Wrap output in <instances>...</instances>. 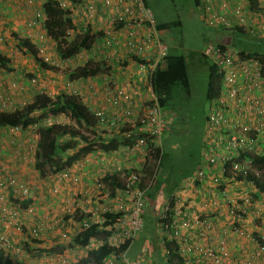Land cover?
Segmentation results:
<instances>
[{
  "label": "built area",
  "instance_id": "obj_1",
  "mask_svg": "<svg viewBox=\"0 0 264 264\" xmlns=\"http://www.w3.org/2000/svg\"><path fill=\"white\" fill-rule=\"evenodd\" d=\"M229 2L198 0L199 13L205 25L220 28L240 27L245 21V15L251 17L258 14L257 9L251 7L253 4L264 5V0H249L241 7L239 4L236 5L235 1V5L228 10L232 16L226 18L219 10L220 7L228 8ZM79 5L85 8V24H80L81 27L78 26L79 28L75 30L67 29L65 37L71 40L74 34H82L87 29H90L94 36L97 31L102 34L99 42H94L88 50L72 57L82 59L83 64L92 60L103 69L100 75L103 91L106 102L112 108L107 109L103 106L93 108L83 102L95 119L98 135L110 134L115 138L118 134L120 146L140 150L145 157L149 153H160L162 136L169 129V121L154 102L153 94L149 101L137 102L128 91L115 85V79L110 74L112 61L117 62L121 70H124L127 60L133 61L140 72L146 73V82L150 83L151 72L156 67H165L168 49L161 40L151 11L143 0H101L98 5L87 2H81ZM59 6L69 10L68 3H64L63 0L59 1ZM30 25H36V21H31ZM37 39L39 40L37 55L43 61L50 62L44 44L45 33H38ZM118 43L123 44L125 48L123 52L118 49ZM84 53L88 58L83 57ZM202 56L208 59L214 74L219 78V92L211 99L205 117L201 160L195 173L188 181L182 183L179 189L163 187L157 192L160 196L163 195L160 206L157 207L159 242L165 248L166 256L169 258L175 256L181 264H262L260 262L262 258L264 259V242L252 236L248 226L242 225L241 220L250 212L255 214L259 223L257 225L264 224V188L261 189L253 180L264 181V161L260 165L253 162L256 158L264 159V56L243 55L233 46L213 42L205 44ZM66 61H71V58ZM31 82H34V79H31ZM66 86L68 93L81 98V92L77 88L70 86V83ZM25 103L26 101H21L15 105L0 95V111H14ZM5 130L14 134L20 128L6 126ZM111 172L116 173L121 181V187L114 190L118 194L115 209L111 211L104 205L100 206V209L95 207L93 215L98 214L97 217L82 218L68 234L63 233L62 237H67L69 244L72 237L83 229L91 224L101 225L105 221L104 214L113 212L117 216L103 227L108 231L106 240L98 236L91 237L86 248L92 250L106 243L111 251L103 264H147L146 247L132 258L127 257L125 251L142 227L149 190L155 187L154 175L145 174L143 168L120 164ZM2 173L3 171L0 172V189L12 190L17 210L25 215L32 214L33 206L29 204L21 206L19 203L29 198L27 185L14 176L3 177ZM58 173L61 180H66L70 175L68 169ZM71 179L77 180L76 177ZM235 180L251 188V191L250 189L239 191L241 192L239 204L226 190L227 184ZM95 183L103 192L104 198H109L110 189L103 179L98 178ZM206 184L211 188L210 195L200 199L199 210L190 214L189 200L179 197L180 189L190 188L197 194ZM254 191L260 197L259 207H255ZM70 202L73 203L74 199ZM1 209V212L5 211L4 207ZM221 209L232 218V224L229 226L231 231L239 236L246 235L254 241H250L254 246L246 255L231 253L221 241L211 245L200 242L214 238L212 230L219 222L217 212ZM55 225L63 227V222L37 223L29 227L26 234L32 238H44ZM192 227L198 230L196 239L189 233ZM16 228L20 231L23 229L20 224ZM126 242L129 243L128 247L116 255L114 251ZM0 246L8 247L4 245L2 238ZM11 251L15 257L20 254L19 248Z\"/></svg>",
  "mask_w": 264,
  "mask_h": 264
},
{
  "label": "crops",
  "instance_id": "obj_2",
  "mask_svg": "<svg viewBox=\"0 0 264 264\" xmlns=\"http://www.w3.org/2000/svg\"><path fill=\"white\" fill-rule=\"evenodd\" d=\"M44 1L45 0H0V54L10 59V71L0 69V95L3 99L12 101L13 104H17L21 101H31V99L37 92L34 90L33 84L30 83L31 79H34L36 82L37 80L33 76H31L30 78L26 77V74H35L36 76L41 78L43 76L48 77L44 79H47L48 82H51L54 81L53 78H56L54 76H57V72L60 71L59 70L54 72L52 70L47 71L41 69L28 53L21 51L18 48L17 41L15 39V36L26 38L32 44H34L36 48V43L39 42V40L36 39L37 34L45 33V36L47 35L42 24L45 19L44 12L42 10V4L44 3ZM229 1L230 2L228 8L223 9L220 7L219 10L221 14L226 15V18L232 16L230 15L228 10L235 5V1H237L236 5L239 4V6L245 5V3L247 4L249 2V0ZM63 2L68 3V8L69 10H71V16L72 18H75V22L79 26L80 24H85V8L82 5H79V3L87 2L98 5L100 4L101 0H77L75 3H72L70 0H63ZM197 4L198 3L196 2L195 5L197 6ZM251 7L257 9V15H252L251 17L250 15H245V21L242 25H240V27L230 26L229 28L223 29H220V27H214L216 30L218 29V31L215 32V35L211 38V40L217 41V43L219 42L223 46H226V44H231L232 40L236 38L235 35L241 36L246 35L247 33L250 35L254 34L259 39L264 38V12L262 11L264 5L257 3V6L253 4V6ZM33 20L36 21V25L34 26L30 25V22ZM162 30L163 29H160L159 32H161ZM45 42L46 43L44 44L47 45L46 54L49 58H51L50 61L52 62L51 64H53L55 63V61L53 60H56L55 58L52 59L53 57L51 56L54 42L51 39L48 41L46 40V38ZM230 46H232V44ZM118 47L121 52L125 50L122 43H118ZM18 51L20 54H28L27 57H30V59H26L25 61L27 62L23 63L20 61V58H13L14 56H16ZM239 51L245 54L244 51ZM57 59H59V56ZM75 61H77L78 65H80L82 59L80 60L75 57L71 58V61L69 62L61 61V65L58 62H56L55 64H58L59 67L62 68L67 63H74ZM135 65L136 64L133 61L127 60L125 62L124 70H121L118 68L117 62L112 61L110 74L113 75L115 79V85L128 91L133 96V98L136 99L137 102L149 101L152 98L150 83L146 82V73L140 72L137 68V65ZM95 76L99 81H96L94 76L92 77L93 82L89 79L88 81L81 80V83L84 82L88 86V82L90 81V89H92V91H89L85 86L83 87V89H78L81 92V100L82 102L89 104L93 108L103 106L104 108L110 109L112 107L106 102V95L103 91L101 77L100 75ZM13 78H16L17 80H14ZM60 83V91L57 92V95L62 92L68 93L67 86H64L62 84V80ZM69 83L70 86L74 87L73 81H70ZM43 84V92L49 95V92L45 91L46 80H44ZM20 93L22 95L18 97ZM50 116L51 115L48 116L49 118L47 120H50ZM52 120L56 121L54 118H52ZM63 120L64 122H66L64 118ZM27 127L31 128L32 125H29ZM5 129L6 127L0 128V172L3 171V177L6 175L14 176L17 179L22 180L27 185L29 189L30 200L28 204L33 206L34 208L32 214H22L20 210H17V206L14 204L15 199L13 197L12 190L6 188L0 189V239L2 238L4 240V245L8 246H4L5 248L11 250L19 248V256H17L16 258L15 256H13L12 258L14 264H31L29 261L25 260L27 256L30 257L31 261L33 262L32 264H64L65 262H67L65 258L67 250L73 253L74 251L78 253L77 249L79 248L84 247L85 249H87V243L85 244V246H79L77 244L76 246L71 247L74 250L70 249V247L66 246L69 239L67 237H62V234H68L69 230L73 226L77 225V222L79 220L85 218L86 216L90 218L97 217L98 214L93 215V210L95 207L100 209L101 205H99V203L101 200L102 203H106L104 204V206L111 209V211L115 209L118 194L114 192V195H110L109 198H104L103 192L96 186V179L103 178L107 173H112V169L119 164L133 168H143L144 171L145 169H147L148 172L146 173L151 175L153 174L155 178L154 170L157 163L159 162L158 156L161 154V152L153 154L149 153L147 154L148 156L145 157L143 155V152H140V150L129 149L120 146V144L116 149L113 150L102 151L101 149H96L80 158L79 160L75 161L68 168L70 175L66 180H61L59 178V173L48 176L46 175L48 180H52L54 182L52 183L54 184V186L50 189H47L48 187H46V190L44 192L42 190V187L40 186V179H35L34 183L36 185L34 186V189L36 190H34L33 194L31 195L32 186L27 182H30V178H32V174L30 171L35 172L33 163L34 152L37 148V145H33V141L30 135H24L25 129H22V131L19 130L20 132L18 131L14 134L6 131ZM102 136L106 139L105 141H119L120 138L118 134L115 138H112L110 134H102ZM73 177H76L77 180L73 181L71 179ZM177 183V181H172L170 185L163 186L155 184L152 192L148 195L146 205L150 207L151 211H153L156 230L158 226L157 207L160 206L163 196H160L157 192H159V189L163 187L166 189H179L182 182L178 184ZM210 189L211 188L209 187V184L203 186L200 190V193L197 194L195 191H191L190 188L180 189L179 197L181 199L188 198L191 208L189 212H191L190 214H193L199 210L200 199L210 195ZM244 189H250L251 191V188L249 186L245 185L242 182H239V180L231 181V183L227 184L226 186V190L235 197L238 204L239 193L241 195V192L239 191H242ZM74 195L77 196V198H75ZM253 196L256 199L254 201L255 207H259V204H261V202H259V195L254 191ZM91 197L95 200L96 198L99 199V202L92 200ZM87 198H90L91 202H95L91 204V202H89ZM71 199H74L73 203L70 202ZM80 199H83V201ZM2 207H4V212H1ZM217 213L219 215V222L212 230L214 238H212V240H201L200 242L202 244L210 243L211 245L221 241L231 253L237 252L241 254V256L246 255L248 251H250L254 246L253 243H251L254 241H251L246 237V235L245 237L239 236L235 234L236 232H233L229 229L230 224H232V218H230V216L224 209L218 210ZM53 221L63 222V227H61L60 225H55L48 231L47 235L44 238H32L31 236H28L26 234L27 229L37 223L45 224ZM241 221L242 225L248 226V231L252 233V236L257 239L259 238L264 242V224L257 225L259 223L255 218V214L248 212L244 215ZM19 224L23 227L22 231L16 228ZM194 229V227L189 229V233L191 234L193 239H196V233L198 230ZM157 243V246H161L162 256L166 258L167 262H169L168 259H172L171 262H174L176 264V260L179 259L175 256L174 258H169L168 256H166L165 248L163 247V245H161L159 241ZM25 244L28 248L25 246ZM62 246H65V248L62 249V251L60 250L61 253L49 252V254H47L46 252V250L49 248H58ZM144 247L147 248L146 243L143 245V248ZM154 249L155 247H153V250ZM54 260L56 262H53ZM260 263L264 264L263 258Z\"/></svg>",
  "mask_w": 264,
  "mask_h": 264
},
{
  "label": "trees",
  "instance_id": "obj_3",
  "mask_svg": "<svg viewBox=\"0 0 264 264\" xmlns=\"http://www.w3.org/2000/svg\"><path fill=\"white\" fill-rule=\"evenodd\" d=\"M75 3L77 0H70ZM197 1L194 0V3ZM44 12V29L49 37L55 42V47L60 59H67L77 54L81 49L88 50L94 41V36L90 29H87L83 34L75 35L70 41L66 42L64 38L65 29L72 26V20L68 17L67 12L61 9L57 0H45L42 4ZM264 12V8L262 10ZM177 25V23H174ZM169 27L166 23L156 24L158 30ZM223 29V28H220ZM17 46L21 51L28 53L32 59L39 65L41 69L59 71L58 67L43 61L37 55L36 48L26 38L16 37ZM222 45V44H221ZM241 54H244L241 52ZM245 55L264 54L246 53ZM10 59L0 54V69L10 71ZM164 68L156 67L150 75V87L154 96V102L162 109L165 117L169 121V127L173 120L169 116L173 113L172 100L174 92L181 88L185 93H189L190 81L187 73L185 59L182 55L172 54L168 51V56L165 61ZM95 62L89 60L83 66L75 67L71 72L67 73L70 80L78 78H87L96 75L99 72ZM207 96L212 99L219 92V78L214 74V70L209 66ZM216 86V88H215ZM174 106V104H173ZM63 115L69 119V123L51 122L43 124L42 120L49 115ZM38 124L40 138L37 142V148L34 152L33 167L40 176L53 175L70 167L75 161L84 157L88 153L101 149L108 151L116 149L120 142L116 140L105 141L102 135H98L95 128V119L87 110L85 104L82 103L79 97L69 93L62 92L54 98L43 91L36 93L31 101L26 102L21 108L14 111H0V128L5 126L18 127L25 129L29 125ZM159 158V156H158ZM264 159H255L253 162L260 165ZM148 172L145 169V174ZM252 177V176H251ZM254 182L264 188V181L253 179ZM110 195H114V190L121 187V181L116 173H107L103 177ZM153 189L149 190V194ZM29 199L23 200L21 206H26ZM116 213L107 212L104 214L105 221L101 224H91L88 228L83 229L75 237H72L71 242L66 245L72 246L78 244L85 246L91 237H100L106 240L108 231L104 230L114 218ZM107 219V220H106ZM101 227V228H99ZM128 242L122 244L114 252L116 255L128 247ZM27 247V245L25 244ZM28 248V247H27ZM65 246L58 248H49L46 251L53 253H61L60 250ZM111 248L108 245L102 244L98 248L89 251L84 258L70 264H103L107 254ZM13 252L6 250L0 246V264H14ZM174 258V256H171ZM169 262L172 259H168ZM176 264H181L180 260H176Z\"/></svg>",
  "mask_w": 264,
  "mask_h": 264
},
{
  "label": "rangeland",
  "instance_id": "obj_4",
  "mask_svg": "<svg viewBox=\"0 0 264 264\" xmlns=\"http://www.w3.org/2000/svg\"><path fill=\"white\" fill-rule=\"evenodd\" d=\"M144 1L147 8L151 11L155 22L166 23L169 26L159 33L161 40L167 46L170 53L182 55L185 58L190 81L189 93H185L179 88L173 94V113L170 112L169 116L172 117L175 110L176 112L173 115V120L168 131L162 136V144L160 148L161 154L159 155V162L154 170L155 184L161 186L170 185L172 181L184 183L195 173L201 160L205 117L211 104V99L207 96L209 80L208 67L210 64L208 59L202 56V50L205 48L206 42L217 43V41L211 40V38L215 35V32L218 31V29L216 30L214 27H208L204 24L194 0ZM174 23H177V25H174ZM235 36L236 38L232 40L231 44L236 49L242 50L246 53L264 54V38L259 39L256 35H250L247 33L246 35ZM231 44H226V46H230ZM24 54H20L18 51L13 58H20V61L25 63L27 62L25 60H29L30 57H27L28 54ZM57 55L58 52L55 46H53L51 51L52 59L55 58L56 60L53 61H55V63L58 62L61 65V60L57 59ZM83 57L88 58V55L84 53ZM55 63L52 65L58 67L60 71L57 72V76H54L56 77L53 78L54 81L48 82L47 79H44L48 77L43 76L41 78L31 73L25 75L28 78L33 76L37 80V82L35 80L34 82L30 81L34 86V90L37 91L36 93L44 90L43 82L46 80L45 91L49 92V95L54 98L57 95V92L60 91L61 80L64 86L66 85V80H69L67 76V73H69L68 70H72L78 65V62L75 61L74 63H67L61 68ZM92 77H87L82 80L88 81L89 79L93 82ZM94 77L96 81H99L96 79V76ZM13 79L17 80L16 78ZM74 83L78 89H83L85 86L87 90L92 91V89H90V81L88 82L89 86L84 82L81 83V80L79 79L75 80ZM21 95L22 94L20 93L18 97ZM48 118L49 117L44 118L42 123L46 124L48 121H53L52 118L56 121L64 122L63 116L59 114L51 115L50 120H47ZM37 125L34 127L32 126L31 128L26 127L24 130V135H30L33 145L35 146L40 138ZM20 131H22V129H20ZM30 172L32 178H30V182L27 183L32 186V188L30 187L31 195L34 190H36L34 189V186L36 185L34 183L35 179H40V186L42 187L43 192L46 190V187H48L47 189H50L54 186V184H52L54 182L47 179L48 175L40 176L36 170L35 172L37 173L34 171ZM75 198H77V196H75ZM91 199L95 200L92 197ZM91 199L87 198L89 202H91ZM80 200L83 201V199ZM95 201L99 202V199L96 198ZM95 201H92L91 204ZM101 201L99 205L102 206L106 204ZM153 215V211L150 210V207L145 205L142 227L137 232L129 248L126 249L125 255L129 258L135 257L146 243L148 256L147 264H175L174 262H167L166 258L162 256L161 246H157L159 238L158 231L155 228ZM153 247H155L154 250ZM70 249L74 250L71 247ZM77 250L78 253L75 251L74 253L69 250L66 251L65 258L67 262L64 264H70L73 263V261L84 258L90 251L89 247H87V249L82 247ZM25 260L29 261L31 264L33 263L29 256H27ZM53 262L56 261L54 260Z\"/></svg>",
  "mask_w": 264,
  "mask_h": 264
},
{
  "label": "clouds",
  "instance_id": "obj_5",
  "mask_svg": "<svg viewBox=\"0 0 264 264\" xmlns=\"http://www.w3.org/2000/svg\"><path fill=\"white\" fill-rule=\"evenodd\" d=\"M59 1H61V0H57V3H58V5H59ZM144 1V0H143ZM197 1V3H198V0H196ZM146 5V4H145ZM60 7V6H59ZM197 7H198V4H197ZM61 8V7H60ZM61 9H63V8H61ZM198 9H199V7H198ZM63 10H65V9H63ZM66 12H67V15H68V17H72V16H70V13H71V10H65ZM71 20H72V26L71 27H68V28H66L65 29V32H66V30L67 29H77V28H79V27H81V25H79V27H78V25L76 24V22H75V19L73 20L72 18H71ZM44 22V21H43ZM43 24V23H42ZM38 25V24H37ZM44 27V26H43ZM65 34V33H64ZM83 34V33H82ZM75 35H79L78 33L77 34H74V36ZM73 36V37H74ZM93 36H94V34H93ZM102 36V34H101V32L100 31H97L96 32V35L94 36V41L92 42V44L94 43V42H96V41H98L99 39H100V37ZM72 37V38H73ZM45 38H46V40H50L51 39V37H49V36H45ZM64 38L66 39V42H68V41H70V39H67L66 37H65V35H64ZM71 38V39H72ZM36 39H37V37H36ZM52 41H53V39H51ZM54 42V41H53ZM44 43H46L45 42V40H44ZM38 46H39V42L38 43H36V48H37V51H38ZM47 45L45 44V47H46ZM54 46H55V42H54ZM56 48V47H55ZM85 49H81L78 53H80V52H83ZM86 51V50H85ZM77 53V54H78ZM241 53V52H240ZM76 55V54H75ZM75 55H73V56H75ZM243 55H245V54H243ZM73 56H71V57H69V58H67V59H70V58H72ZM39 57V56H38ZM42 59V58H41ZM60 59V58H59ZM67 59H60L61 61H66ZM43 60V59H42ZM50 60H51V58H50ZM89 61V60H88ZM87 61V62H88ZM92 61V60H91ZM86 62V63H87ZM47 63H49V64H51L52 62L50 61V62H47ZM86 63H84V64H86ZM83 63H81L80 65H77V66H83L84 65ZM52 65V64H51ZM77 66H75V67H77ZM74 67V68H75ZM73 68V69H74ZM100 70H99V72L96 74V75H101V70H103L101 67H98ZM72 69V70H73ZM72 70H68L69 72H71ZM95 76V75H94ZM79 80H82V79H85V78H78ZM77 79V80H78ZM70 81H73V83H74V81L75 80H66V85H67V83H69ZM65 85V86H66ZM74 87H76L77 89H78V87L75 85V83H74ZM68 92V91H67ZM70 94V93H69ZM72 95V94H71ZM76 96V95H75ZM80 100H81V98H80ZM82 101V100H81ZM83 103V102H82ZM84 104V103H83ZM16 105V104H15ZM63 116V115H62ZM63 118L65 119V120H68V121H66L67 123H69V119L67 118V117H65V116H63ZM53 122H59V123H66V122H60V121H53ZM49 123H51L50 121H48V123L47 124H49ZM36 124H34V125H32L33 127L35 126ZM6 127V126H5ZM1 128H3V127H1ZM109 141V140H108ZM69 168V167H68ZM67 168V169H68ZM103 179V178H102ZM29 199V198H28ZM68 245V244H67ZM47 252V254H49V252L48 251H46Z\"/></svg>",
  "mask_w": 264,
  "mask_h": 264
}]
</instances>
